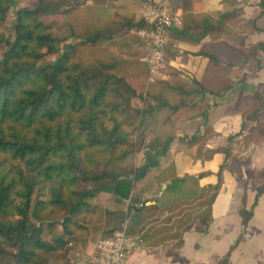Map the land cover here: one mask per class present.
<instances>
[{
    "label": "trees",
    "instance_id": "16d2710c",
    "mask_svg": "<svg viewBox=\"0 0 264 264\" xmlns=\"http://www.w3.org/2000/svg\"><path fill=\"white\" fill-rule=\"evenodd\" d=\"M109 4L36 0L31 7H16V0H0V23L14 10L9 31L0 29V264H51L66 257L79 237L88 234L89 225L108 213L95 201L98 193L129 197L135 182L173 139L157 135L140 147L128 138L126 128L156 110L173 113L203 95L227 89L208 90L198 81L196 88L186 89L162 76L150 83L143 61L148 44L136 33L149 24L118 12L96 21L98 8ZM260 4L264 12V0ZM189 15L171 29L166 60L173 54L174 41L198 42L219 26L206 14L200 19ZM219 37L214 33L196 54L223 65L252 57L259 65L256 52H264V42L238 48ZM47 54L56 57L41 63ZM250 98L246 102L258 103L261 95L254 92ZM246 109L244 114L251 117L261 105ZM206 135L209 128L188 143L201 144ZM140 149L145 162L136 166ZM216 151L196 149L194 156L210 159ZM224 155L216 183L189 199L163 207L150 203L141 210L152 216L165 211L162 221H173L175 236L189 229L194 219L207 227L231 153L226 150ZM259 174L263 184L258 193L264 189V168ZM133 205L130 199L127 212ZM248 214L240 210L244 223Z\"/></svg>",
    "mask_w": 264,
    "mask_h": 264
},
{
    "label": "crops",
    "instance_id": "0c3cea01",
    "mask_svg": "<svg viewBox=\"0 0 264 264\" xmlns=\"http://www.w3.org/2000/svg\"><path fill=\"white\" fill-rule=\"evenodd\" d=\"M107 1L110 3L107 8H98L96 21L106 10L108 17L118 12L132 20L140 19L143 0ZM260 2L175 0L181 21L184 14H190L191 18L206 14L211 24L219 26L212 34L207 31L198 42L174 41L171 49L175 54L169 58L168 65L175 67L181 77L187 75L208 90L215 91L221 86L227 89L211 94L222 99L211 101L207 111L195 116L189 106L174 111L168 119L170 127L158 134L159 137L172 135L168 150L135 182L127 197L134 202L133 210L127 212L123 201L126 197L98 193L95 201L108 213L101 222L89 225L88 234L79 237L66 257L51 264H92L98 240L119 225V221L128 220L126 235L131 245L125 264H264V189L257 192L263 184L259 172L264 168V130L245 127L264 117V52H256L258 66L252 57L246 62L223 65L196 54L214 33L220 35L217 40H226L238 48L264 42V12ZM165 72L162 77L168 76ZM249 90H258L261 95V109L251 117L244 114L243 103ZM206 128L210 129V135L201 144L188 143L191 136L204 135ZM196 149L203 153L208 149L217 151L210 159H204L194 156ZM226 150L231 155L223 166L222 183L212 202L207 227L194 219L189 229L175 236L173 221H162L165 211L152 216V212L141 210V206L150 203L163 207L189 199L216 183ZM144 157L141 149L136 153L135 165H143ZM241 209L249 210L245 223ZM145 216L150 217L145 220Z\"/></svg>",
    "mask_w": 264,
    "mask_h": 264
},
{
    "label": "built area",
    "instance_id": "2783aa9c",
    "mask_svg": "<svg viewBox=\"0 0 264 264\" xmlns=\"http://www.w3.org/2000/svg\"><path fill=\"white\" fill-rule=\"evenodd\" d=\"M140 16L149 24L141 28L138 35L148 44L143 61L148 70V81L152 82L156 76H163L167 68L165 47L171 29L181 24V16L175 7V0H143ZM123 201L127 206L130 204V198H124ZM130 245L126 221H122L118 229L98 240L91 263L125 264Z\"/></svg>",
    "mask_w": 264,
    "mask_h": 264
},
{
    "label": "rangeland",
    "instance_id": "374dc122",
    "mask_svg": "<svg viewBox=\"0 0 264 264\" xmlns=\"http://www.w3.org/2000/svg\"><path fill=\"white\" fill-rule=\"evenodd\" d=\"M35 1L36 0H30V1L29 0H16V7H21V6H30L31 7V6H33ZM13 11L14 10L11 8L7 13V19L4 22L0 23V29L6 31V33L9 31L8 28H9L10 23H11L12 18H13ZM108 16H109V12L106 10L103 17L107 18ZM51 17L52 16H49L46 19H49ZM54 17L57 18L59 16H54ZM171 51L173 53L172 55H174L175 54L174 51L172 49H171ZM55 57H56V54H47L41 60V63L51 62L55 59ZM174 70H175V72H174ZM165 74H168V76L163 77V79L169 81L170 83H172L174 85H180L186 89H191V88L197 87V84L194 82V79L188 77L187 75H185V77H181L178 73V70L175 67L167 65ZM150 83H152V82H150ZM254 92H258V90H249L248 93L244 97L243 103H244L245 107H247V109L248 108H256L257 104L260 102V100L259 101L257 100L258 103H256V102L253 103L252 101L246 102V100L251 99L250 96ZM215 99H217L219 101L222 99V97L218 96L215 98L214 96H212L210 94H206V95L199 97V99L193 101L192 103L184 105V106H189V110L193 116L194 114H197L198 112L207 111V108L209 106H211V101L214 102L213 100H215ZM253 101H256V100L253 99ZM246 113H248V112H246ZM171 115H172V112L170 113V111L167 108H162V109L154 111L151 116H145L144 115L141 117L140 120H139V118H137L138 120L135 119L134 124L132 126L126 128V130H125L127 132L128 138L130 140L135 141L140 147L145 146L148 139H150L153 136L158 135L160 131L164 132L166 129H168L170 127L168 119H169V116H171ZM249 126L250 127H248L246 124L245 127H247L246 128L247 130L253 129V128H256L260 131L264 130V127L262 128V126H264V117L262 116V117L258 118L256 123H253L252 125H249ZM183 137H185V136H182L181 138H183ZM240 140H242V139H240ZM237 146H239V145H237ZM186 194H187V192H186ZM196 213L197 212H194L193 215H195ZM128 223H129V220L126 223V232H127V228H128ZM120 224H121V221H119V225H117L112 230H109L110 234L114 230L118 229L120 227Z\"/></svg>",
    "mask_w": 264,
    "mask_h": 264
}]
</instances>
